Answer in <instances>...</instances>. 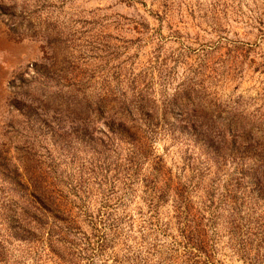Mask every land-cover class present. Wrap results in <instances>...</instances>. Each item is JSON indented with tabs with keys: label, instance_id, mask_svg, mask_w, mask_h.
Wrapping results in <instances>:
<instances>
[{
	"label": "rangeland",
	"instance_id": "obj_1",
	"mask_svg": "<svg viewBox=\"0 0 264 264\" xmlns=\"http://www.w3.org/2000/svg\"><path fill=\"white\" fill-rule=\"evenodd\" d=\"M0 264H264V0H0Z\"/></svg>",
	"mask_w": 264,
	"mask_h": 264
}]
</instances>
